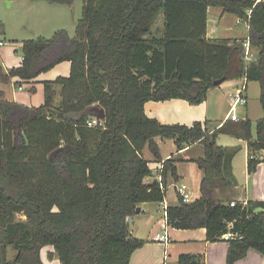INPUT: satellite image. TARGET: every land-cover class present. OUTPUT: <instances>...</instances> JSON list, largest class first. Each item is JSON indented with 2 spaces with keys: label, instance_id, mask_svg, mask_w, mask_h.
Here are the masks:
<instances>
[{
  "label": "trees",
  "instance_id": "16d2710c",
  "mask_svg": "<svg viewBox=\"0 0 264 264\" xmlns=\"http://www.w3.org/2000/svg\"><path fill=\"white\" fill-rule=\"evenodd\" d=\"M82 1L74 38L62 29L49 39L25 41L22 65L9 71L0 66L1 83L17 78L21 86L71 64L68 78L44 83L45 103L38 109L8 101L0 92V263L44 264L41 250L52 246L61 264H130L144 242L131 235L129 219L142 204L165 202L167 176L178 179L172 159L165 161L162 183L153 176L143 150L149 145L160 158L157 138L174 141L178 152L204 146L196 161L204 172L201 197L190 204L180 198L179 206L168 207V226L204 228L208 241H220L231 230L239 237L225 241L227 264L243 260L250 250L264 255V201L215 199L217 192L237 186L232 160L238 150L219 146L218 136L248 142L253 174L263 162L264 115L255 134L250 120L210 133L207 124L165 125L144 110L148 102L200 105L214 82L226 77L258 82L264 111V0ZM209 7L248 23V40L258 52L249 65L245 41L207 39ZM161 13L158 35L153 26ZM94 106L106 117L89 127ZM9 247L16 252L12 261ZM193 263H200L196 256L183 255L178 264Z\"/></svg>",
  "mask_w": 264,
  "mask_h": 264
},
{
  "label": "crops",
  "instance_id": "0c3cea01",
  "mask_svg": "<svg viewBox=\"0 0 264 264\" xmlns=\"http://www.w3.org/2000/svg\"><path fill=\"white\" fill-rule=\"evenodd\" d=\"M210 13H214L217 19H219L220 21L225 19L226 14L231 15L225 13L222 8L209 7L207 29L209 25ZM0 42L4 43V40H0ZM22 61L23 58H21L18 66L14 67L19 68L22 65ZM14 67H8L5 69L8 70ZM70 72L71 64L69 62H64L56 66L49 72L43 73L31 83H23L21 86H16L15 83L19 81L17 78H12L10 80V83L7 85L0 82V92H4L5 97L8 101H13L25 105V97L19 95V93L24 92V85H29L30 89L28 93H30L31 95L35 92L36 84H41L44 88L45 82L55 81L58 78H68L70 76ZM244 83H246L247 86L248 105L243 108L246 109L243 113L247 117L240 118L238 115L237 116L241 121L249 120L248 107L250 103V83H247L244 79L229 80L227 82H224L219 87L210 89L206 101L197 106H193L183 100L148 102L144 107L145 114L149 118L156 119L160 123L165 125L180 124L192 126L195 122H201L203 124H207V129L211 133L216 128H219V125L225 120L229 113L230 100L228 96L238 88H240ZM17 87L18 92L16 91ZM19 88H23V90L20 91ZM228 122L232 121L229 120ZM222 138H227L229 141L224 140L222 144H219V141ZM217 144L223 147L236 148L238 152L232 160L233 175L236 178L237 186L224 192H217L216 196L217 194L224 196L222 198V201L225 203H234L236 201L240 203L249 201H264V152L259 153V157L263 162L257 167V170L253 174H249L248 142L236 139L228 135H219L217 138ZM189 148L190 147L185 148L180 152L188 150ZM240 155H243V162L245 167V179H242V181L237 175L238 172L236 168L239 163L238 159H240L241 157ZM173 157L174 156H167L163 160H169ZM176 166L178 179H183L185 176L183 175V169L181 168L180 164L178 165V163L176 164ZM150 180L148 179V181ZM178 183L179 182H177V184ZM218 201H221V199ZM139 208L141 210L140 214L136 213L129 219L130 233L134 238L143 241L144 246L134 252L131 257L130 264H161L165 254L168 255L169 264H178L180 257L183 255L196 256L200 262L199 264H227L229 243L225 242L222 239H220V241H208L207 232L204 228L196 230H179L167 226L170 243L167 246H164L160 243L155 242V235L166 230L164 227V211L161 205L157 203L142 204L139 206ZM54 254L55 251L52 246L44 247L40 253L42 262L44 264H61L57 256ZM15 256L16 252L11 247H9L7 250V259L9 261H12L14 260ZM236 264H264V255L255 250H250L247 256Z\"/></svg>",
  "mask_w": 264,
  "mask_h": 264
},
{
  "label": "rangeland",
  "instance_id": "374dc122",
  "mask_svg": "<svg viewBox=\"0 0 264 264\" xmlns=\"http://www.w3.org/2000/svg\"><path fill=\"white\" fill-rule=\"evenodd\" d=\"M256 2L257 0H255V4ZM82 11V0H76L73 7L50 4L45 1L31 2L30 0H0V40H4L3 46H5H0V66L3 68L18 66L21 58H23L22 46L25 41L36 40L40 37L49 39L55 34V32L62 29L66 30L71 38H74L76 35L77 22L82 18ZM247 12L250 14V10ZM215 14H209V25L207 29V38L209 40L237 39L245 41L246 39H249V26L247 22L239 20L234 15L227 14L225 19L220 21L217 19ZM163 25L164 15L161 13L153 26V30H159L158 35H161ZM257 53V50L250 48L251 61L254 60ZM11 69H8V71ZM241 79L243 80L244 78ZM23 88L24 92L19 93V95L25 97V105L27 107L31 109H38L44 105V88L41 84L35 85V92L31 95L28 93L30 89L29 85H24ZM55 88H57L56 92L58 93L60 88ZM16 91L18 92V87L16 88ZM260 94V84L258 82H251L249 91L250 103L248 107V119L252 122L254 134L256 133V124L264 114L263 107L260 102ZM59 101L60 97L58 95L55 97L54 106H58ZM243 108L244 107H239L236 112L240 118L247 117L243 113L246 109ZM53 111L54 110H51V112ZM224 140L229 141L227 138H222L219 141V144H222ZM155 142L159 148L160 158H154L149 145H147L143 150V156L148 162L152 163L151 166L156 168V166L161 164L163 161H167L163 160L167 156H174L172 160H177L178 165L180 164L183 169V175H185L184 178L180 180L175 179V177L171 174L167 176L165 203L168 207L174 208L181 204V200L174 188L177 182L186 183L193 194L194 200L199 199L201 197V183L204 179V172L199 169L196 161L203 157L204 146L197 143L191 146L188 150L177 153L178 149L173 141H162L160 138H157ZM240 156L241 157L238 159L239 163L236 168L238 172L237 175L242 181V179H245V167L243 155ZM223 197L224 196L217 194L215 199H221L222 201ZM17 219L21 220L24 219V217L20 218V216H17Z\"/></svg>",
  "mask_w": 264,
  "mask_h": 264
},
{
  "label": "built area",
  "instance_id": "2783aa9c",
  "mask_svg": "<svg viewBox=\"0 0 264 264\" xmlns=\"http://www.w3.org/2000/svg\"><path fill=\"white\" fill-rule=\"evenodd\" d=\"M262 0H257L256 3H259ZM4 45L3 42H0V46L2 47ZM244 50H245V63L246 65H249L252 61H251V55H250V41L248 39L245 40L244 44H243ZM19 90H23L22 88H19ZM229 100H230V110L229 113L227 115V117L225 118V120L223 122H221V124L219 125V128H221L223 125H225V123H227L229 120H231L232 122H240L241 120L239 119V117L237 116L236 112L238 110V108L240 107H246L248 105V97H247V86L246 83H244L240 88H238L236 91H234L233 93H231L229 95ZM100 120H98L97 118H92L89 122H88V126L89 127H94L97 126L99 124ZM164 163L165 161H163L161 164H159L158 166H156V168L151 166V169L153 170V176L158 180V182L162 183V171L164 170ZM175 191L178 194L179 198L182 199L183 203L186 204H190L192 202H194V198H193V194L189 188V186L185 183H176L175 186ZM244 204L246 205L247 202H244ZM163 211H164V221H165V231L162 233H158L155 235L154 237V241L157 243H160L164 246H167L170 243V238L168 236V232H167V226H168V205L165 204V202L160 204ZM231 229V225L230 228ZM239 236L235 233H233L231 230L228 231L227 234H225L224 236H222V240L224 241H231L234 240L236 238H238ZM169 258L168 255L165 254L163 261L161 264H169L168 263Z\"/></svg>",
  "mask_w": 264,
  "mask_h": 264
},
{
  "label": "water",
  "instance_id": "95a60500",
  "mask_svg": "<svg viewBox=\"0 0 264 264\" xmlns=\"http://www.w3.org/2000/svg\"><path fill=\"white\" fill-rule=\"evenodd\" d=\"M227 81V78L224 77L218 81L214 82V87H219L221 86L224 82ZM89 116H91L92 118H97L98 120H105L106 114L102 109H99L97 106H94L90 112H89ZM141 210L140 208L137 209L136 213L140 214ZM195 264V263H193Z\"/></svg>",
  "mask_w": 264,
  "mask_h": 264
}]
</instances>
